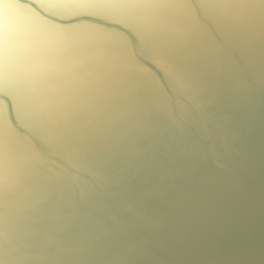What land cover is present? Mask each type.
<instances>
[{
    "label": "water",
    "instance_id": "1",
    "mask_svg": "<svg viewBox=\"0 0 264 264\" xmlns=\"http://www.w3.org/2000/svg\"><path fill=\"white\" fill-rule=\"evenodd\" d=\"M0 264H264V0H0Z\"/></svg>",
    "mask_w": 264,
    "mask_h": 264
}]
</instances>
